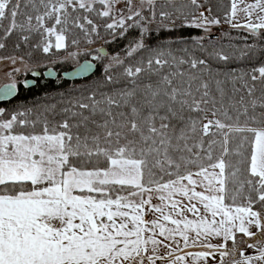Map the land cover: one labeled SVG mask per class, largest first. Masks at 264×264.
<instances>
[{
    "label": "snow or ice",
    "instance_id": "6c2138e0",
    "mask_svg": "<svg viewBox=\"0 0 264 264\" xmlns=\"http://www.w3.org/2000/svg\"><path fill=\"white\" fill-rule=\"evenodd\" d=\"M13 37L0 100L34 52L103 82L0 107V264H264V0H0Z\"/></svg>",
    "mask_w": 264,
    "mask_h": 264
},
{
    "label": "trees",
    "instance_id": "16d2710c",
    "mask_svg": "<svg viewBox=\"0 0 264 264\" xmlns=\"http://www.w3.org/2000/svg\"><path fill=\"white\" fill-rule=\"evenodd\" d=\"M211 2L215 8L216 0H211ZM225 30L227 29L225 28ZM220 35L221 34L218 33L216 36L219 37ZM238 35V33L234 31L232 32V43L242 46L243 42L237 39ZM15 42V37L10 38L6 50H0V55H24L28 51V49L23 46L19 51L15 50ZM125 43L126 41L122 40L111 45H106L105 47L110 53H112L120 51ZM150 43L155 44L156 41H150ZM223 43L227 46L229 41L224 39ZM53 59L55 58L46 57L40 52H34L30 63H47ZM213 66L215 67L216 65L214 64ZM53 68L58 71H65L70 67L66 68L63 67L61 63H55ZM102 82L103 67L100 62H97L96 69L93 74L85 79L67 80L63 77L51 79L49 77L40 76L36 79L35 84L31 88H25L23 85L19 84L16 95L12 99L0 103V107H4L7 110H13L21 107H33L39 110V106L56 104L57 110H59V108L63 106L58 103L59 101L78 97L81 92L87 94L88 90L94 88Z\"/></svg>",
    "mask_w": 264,
    "mask_h": 264
},
{
    "label": "rangeland",
    "instance_id": "374dc122",
    "mask_svg": "<svg viewBox=\"0 0 264 264\" xmlns=\"http://www.w3.org/2000/svg\"><path fill=\"white\" fill-rule=\"evenodd\" d=\"M225 28L227 29L226 25H225ZM218 33L221 34V31L219 29L216 30L215 35H217ZM95 46H99V44H97ZM88 56H90V55L81 56L79 58L78 62L77 61L68 60V61H66L64 63H61V64L63 65V67H66V68L72 67V66H75V65L79 64L83 59H86ZM54 64L55 63H52V62L49 61L47 63H31V66L34 68V70H38V69H43V68L45 69L46 67L53 68ZM17 66H19V65H17ZM10 68H11V66H9L7 64V62H5L4 64H0V86L2 84L11 82L9 77L5 74L7 71H10ZM27 74H25L23 72L19 73V74H16L17 81L19 82L20 80L24 79Z\"/></svg>",
    "mask_w": 264,
    "mask_h": 264
},
{
    "label": "water",
    "instance_id": "95a60500",
    "mask_svg": "<svg viewBox=\"0 0 264 264\" xmlns=\"http://www.w3.org/2000/svg\"><path fill=\"white\" fill-rule=\"evenodd\" d=\"M86 60L91 61L92 58H91V59H84V60H82L79 64H83ZM92 62L96 65L95 61H92ZM79 64L73 66L72 68H70V69H68V70H65V71L61 72V76H62L64 79H67V80H81V79H85V78L89 77L90 75H92L93 72H94L95 69H96V67H94L93 70L90 71V72H88V73H85V74H83V75H75V73H76L77 70H78ZM49 69H51V71H52V74H51V75H47ZM56 74H57V72H56L53 68H47L46 70L43 71V75H44L45 77H49V78H54ZM29 81H33V80H29ZM5 84H8V83H5ZM5 84H2L1 86L5 85ZM15 95H16V94H15ZM15 95H14V96H15ZM14 96H13V97H14ZM13 97H11V98H9V99H7V100L12 99ZM7 100H0V103H2V102H4V101H7Z\"/></svg>",
    "mask_w": 264,
    "mask_h": 264
},
{
    "label": "flooded vegetation",
    "instance_id": "af4514ba",
    "mask_svg": "<svg viewBox=\"0 0 264 264\" xmlns=\"http://www.w3.org/2000/svg\"><path fill=\"white\" fill-rule=\"evenodd\" d=\"M86 59H91V56H88ZM83 60H84V59H83ZM95 63L97 64L96 61H95ZM72 67H73V66H72ZM72 67H70V68H72ZM47 68H50V67H46L45 69L43 68V69L35 70V71H37V72L40 73V75H38V76H33L32 73L29 72V73L26 75V77H25L24 79H22V80H33V81H34V84H35L37 78H39L40 76H44V75H43V71L46 70ZM70 68H68V69H70ZM53 69H54V68H53ZM68 69H67V70H68ZM54 70L57 72V74L55 75L54 78H51V79H56V78H58V77H62V76H61V72H63V71H58V70H56V69H54ZM44 77H45V76H44ZM22 80H20V81H22ZM18 85H19V83H18ZM21 85H22V84H21Z\"/></svg>",
    "mask_w": 264,
    "mask_h": 264
}]
</instances>
